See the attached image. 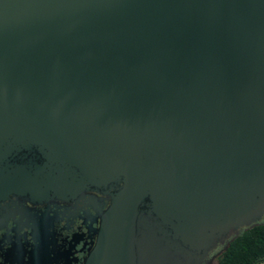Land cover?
I'll return each mask as SVG.
<instances>
[{"label": "water", "instance_id": "obj_1", "mask_svg": "<svg viewBox=\"0 0 264 264\" xmlns=\"http://www.w3.org/2000/svg\"><path fill=\"white\" fill-rule=\"evenodd\" d=\"M29 147L44 166L9 169ZM114 180L87 264H181L261 219L264 0H0V199Z\"/></svg>", "mask_w": 264, "mask_h": 264}, {"label": "flooded vegetation", "instance_id": "obj_2", "mask_svg": "<svg viewBox=\"0 0 264 264\" xmlns=\"http://www.w3.org/2000/svg\"><path fill=\"white\" fill-rule=\"evenodd\" d=\"M5 163L9 169L20 167L32 172L46 162L34 147H29L13 151ZM121 186L120 180H114L64 196L50 189L35 198L7 194L0 199V264H87L102 216ZM146 204L145 200L141 206L144 214ZM258 225H264V213L239 234ZM231 239L224 237L206 251L183 249L177 260L181 264H218L235 238Z\"/></svg>", "mask_w": 264, "mask_h": 264}, {"label": "trees", "instance_id": "obj_3", "mask_svg": "<svg viewBox=\"0 0 264 264\" xmlns=\"http://www.w3.org/2000/svg\"><path fill=\"white\" fill-rule=\"evenodd\" d=\"M218 264H264V225L242 231Z\"/></svg>", "mask_w": 264, "mask_h": 264}]
</instances>
